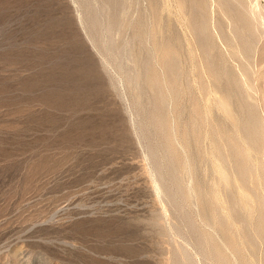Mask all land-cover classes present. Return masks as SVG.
I'll return each instance as SVG.
<instances>
[{
  "label": "rangeland",
  "instance_id": "obj_1",
  "mask_svg": "<svg viewBox=\"0 0 264 264\" xmlns=\"http://www.w3.org/2000/svg\"><path fill=\"white\" fill-rule=\"evenodd\" d=\"M182 1L180 11L178 0H116L110 8L106 0H0V264H177L182 249L205 264L195 239L171 231L185 216L229 264L235 261L229 242L240 247L234 264H264V227L254 232L264 218V204L258 210L256 204L264 196V166L258 169L256 152H249L254 174L243 189L250 210L230 218L232 227L246 220L253 246L223 236L224 203L238 184L219 185L215 172L216 149L225 158L232 148L247 150L237 131L246 114L227 80L240 59L228 53L229 27L221 16L202 10L205 0ZM201 22L209 28L206 38L196 34ZM262 45L254 61L264 73ZM174 52L182 71L176 98L161 65ZM154 78L160 82L153 87ZM257 94L264 122V79ZM225 95L233 96V119L217 108ZM151 118L164 122L160 138L147 126ZM164 145L178 155L184 195L177 213L154 194L148 174V151L161 157ZM239 159L229 160L230 173ZM214 187L217 201L210 198ZM214 202L221 206L211 219Z\"/></svg>",
  "mask_w": 264,
  "mask_h": 264
},
{
  "label": "bare ground",
  "instance_id": "obj_2",
  "mask_svg": "<svg viewBox=\"0 0 264 264\" xmlns=\"http://www.w3.org/2000/svg\"><path fill=\"white\" fill-rule=\"evenodd\" d=\"M178 1H179L178 2V8L180 11H182L183 7H184L183 6L184 3L182 0H178ZM261 1L264 2V0H205V2L203 3V8H202V10H205L206 12H210V14L217 12L222 17V19L226 22L227 26L229 27L228 38L226 39V42H228V44H229L228 45V47H229L228 53H229L231 58L240 59V65L237 66L235 72H231L230 75H228L227 80H230L233 82V86H234V93L233 94L238 96V102H237L238 108L240 109L241 112H244L246 114L245 123L237 131L242 133L244 143L247 145V150L241 151L239 149L240 151H238V150H235L234 148H232L231 155L228 158H225V157L221 156V154L219 153V149H216L215 153H217V155H219L220 162L218 164H215V172L217 173V176H218V184L219 185H222L225 188H229L233 185L234 181H237V184H238V189H236L234 194L229 193L228 197H227V202L224 203L225 209L227 210V214H226V217L223 218V222H222L223 236L230 235V236L234 237L235 235H237L244 242V244L249 245V246H253V243H252L253 233L247 229L246 220L243 219L241 221V223L239 221L238 222V223H240L239 227H232L230 224V218L234 214H237V212H239L240 210H246V209L250 210V206L247 204L248 193L246 192L245 189H243V185L245 184L247 177H249L250 175L252 176V174H254L252 172L253 171L252 169L254 166L251 164V162L249 160L250 159V155H249L250 153L249 152H251V151L256 152V154H257L256 155L257 156L256 166L258 167V169H260L261 167L264 166V163L262 162V159L264 157V122L261 120V118L259 119L258 112H257V110H258L257 95L259 96V94H257V83L264 79V73L260 72V70L257 69V67L255 65V61H254L256 54L259 53L262 49L261 46H259V45L263 44V40H264V8H262L263 5L261 6ZM106 2H107L108 8H110L109 7L111 5L110 2H112V5H114V6L117 3L116 0H106ZM194 3H195L194 0H191V2H189V4H191L192 6L194 5ZM93 13H95V11ZM101 15H102V13L100 14V16ZM86 21L89 22L90 29L93 30V28L96 27L95 26L96 25L95 17L89 15ZM78 23L83 27L84 30H86L85 26H84L85 20H84L82 14H79V16H78ZM105 27H107V26H105ZM196 27H197L196 34H197L198 38H201V37L206 38L209 35V28L205 22L198 23L196 25ZM85 33L87 35V31H85ZM210 33H212V32H210ZM226 34H227V31H226ZM221 37H222V35H221ZM211 40H212V38H211ZM233 40L239 41V44L236 43L235 45H232L231 42ZM109 42H110V40H109ZM92 43H95V42H92ZM106 43H107V41H106ZM262 47H263V45H262ZM210 48H211V45L210 46L208 45L206 47V50H208ZM107 50H109V49H107ZM118 52H119V50H118ZM118 52H116V53H118ZM263 52H264V47H263ZM109 53H111V52H109ZM205 53L207 54L206 51H205ZM258 59H260L259 56H258ZM260 60H262V59H260ZM162 64L166 67L165 73L163 74L164 78L162 80L167 82L169 89L171 90L172 94L174 95V98H176V97H178V95L181 92L179 81H180V78L182 76L181 75L182 71L179 67V58L177 56V53L174 52V53H171V55H169V53L165 54L162 58L161 65ZM208 64L210 67L212 66L211 62H208ZM258 65H259V63H258ZM134 75H133V77H134L133 79L139 80V77L136 75L134 76ZM126 78H128V77H126ZM211 78L218 85L219 75L218 74H212ZM125 81H126V79H125ZM159 82L160 81L157 78H154V80L150 84L154 87V85H157ZM124 83H127V82H124ZM137 83H138V81H137ZM135 84H136V82H135ZM196 86H197V89L199 91L202 92L204 90L203 86H199L198 84ZM215 89H217V87ZM208 93H210V92L208 91ZM216 93L217 92L215 90L214 94L216 95ZM163 95H164V93H163ZM155 97H156V95H155ZM232 97H233L232 95H229V96L225 95V96L219 97L218 98V105H217V108L225 116H227L230 119H233L232 118L233 115H232V111H231V105H232L231 99H232ZM161 99H162V96L158 95L156 98V101H161ZM165 99H167V98H165ZM194 109L198 110V108H196V107ZM193 112H194V110H193ZM136 113H138V111ZM197 114L198 113H196L195 115H197ZM150 116L151 115H149V117ZM195 118H196V116H195ZM156 119H157V117H156ZM151 120H152V118H151ZM192 120H193V118H192ZM148 121H149V119H148ZM200 121H202V120H200ZM151 125H152V127L155 126L154 128H157V130H159V132H158L159 137L158 138H160V136H161L160 134L162 132L160 129L163 128V125H164L163 120L159 119L157 121L155 120V122H154V118H153V120L151 122L149 121L147 124V126H150V127H151ZM166 126H168V125H166ZM153 131H154V129H153ZM144 132H146V131H144ZM175 134H176V132H175ZM147 135H149V134H147ZM163 135H165V134H163ZM182 136H185V134L184 135L182 134ZM148 138H149V136H148ZM162 139H158V140L161 141ZM163 141H165V140H163ZM162 144H164V143H162ZM169 145H170V148L173 147L172 144H169ZM157 148H156V150H157ZM161 148L163 149L161 157H156L153 149L152 150L150 149L148 151V152H150L148 156H150V158L152 159V161H151L152 166H151V169H150L148 174H149V178L151 181V186H152V190H153L154 194L162 195L163 198L165 199L166 203L169 205V207H171L177 213V211L180 210V207H182L181 205L179 207V203H180L179 198H180V196L184 195L183 187L179 182V175L180 174H178V172H177V167L174 166V164L178 160V158L176 160L175 157H177L178 155L174 156L175 154H173L169 150L168 147H165V145ZM166 148H168V149H166ZM173 149L174 148H172L171 150H173ZM158 150H160V149H158ZM183 150H185V146H184ZM175 151L176 150L174 149V152ZM234 157H241L244 160L239 159L238 163L234 166V170L232 171L233 172V174H232V172L231 173L229 172L228 163H229V160H231ZM180 162H182V160H180ZM182 163H184V162H182ZM183 166L184 165H182V167ZM189 171H190V169H189ZM179 173H181V172H179ZM234 174L236 176H234ZM252 179H253V176H252ZM261 184L263 185V188H264V180H262ZM189 191H190V189H189ZM217 194H218L217 188L214 187V189H212V191L210 193V198L212 200L213 199L216 200ZM194 196H196V195L194 194ZM185 200H184V202H185ZM254 202H255V200H254ZM256 204H257V210L259 208H262V206L264 204V196L261 197L260 199H257ZM185 205H187V204H185ZM212 205H213L212 213L210 214L211 219L214 218V213H215L217 206H221L220 203H218V202L217 203L214 202ZM183 212H184V210H183ZM189 218H190V216H189ZM262 219L263 220H262L261 224L256 229V231H254V232L259 233L260 229L264 227V218H262ZM217 224H218V222H217ZM180 225H181L180 228H178V227L172 228L171 231H174L175 233H180L181 235H183V237H185L187 239H191V238L195 239V245L197 247V254H198V256H201L205 260V264H229L230 263L229 262L230 258L228 260L227 257L224 255L223 251L221 249H219L218 247L214 246L212 241L210 242V240H208L209 238L208 239H201V237L198 235L199 233L197 234L195 232L194 229L196 228L195 227L196 223H195V225L191 224L190 220L185 216L181 219ZM192 225H194V227H195V228L193 227L194 229L192 228ZM218 228H220V227H218ZM197 230L198 229H196V231ZM259 238H260V236H259ZM229 246L234 250L235 253H238L240 250V247L238 248L234 244V242H229ZM226 247H228V246H226ZM228 250H229V248H228ZM235 253L232 254V256L234 258L233 260L236 261ZM175 258L176 257H174V259ZM172 262H174V261H172ZM234 262H233V264H234ZM177 264H197V263L195 262V260L193 259V257L191 255H189L188 253H186L185 250L182 249V250H180V259L177 260Z\"/></svg>",
  "mask_w": 264,
  "mask_h": 264
}]
</instances>
